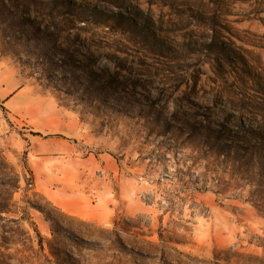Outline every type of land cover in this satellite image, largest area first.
<instances>
[{
    "label": "rangeland",
    "instance_id": "rangeland-1",
    "mask_svg": "<svg viewBox=\"0 0 264 264\" xmlns=\"http://www.w3.org/2000/svg\"><path fill=\"white\" fill-rule=\"evenodd\" d=\"M4 198L0 264H264V0H0Z\"/></svg>",
    "mask_w": 264,
    "mask_h": 264
},
{
    "label": "trees",
    "instance_id": "trees-1",
    "mask_svg": "<svg viewBox=\"0 0 264 264\" xmlns=\"http://www.w3.org/2000/svg\"><path fill=\"white\" fill-rule=\"evenodd\" d=\"M15 189H16V188H15ZM13 190H14V189H13ZM13 190H12V191H13ZM11 202H12V199H9V198L1 199V200H0V213H2V212H8V213H9L8 209H9V205L11 204ZM45 216H46V219H47L49 222L52 221L47 215H45Z\"/></svg>",
    "mask_w": 264,
    "mask_h": 264
},
{
    "label": "bare ground",
    "instance_id": "bare-ground-1",
    "mask_svg": "<svg viewBox=\"0 0 264 264\" xmlns=\"http://www.w3.org/2000/svg\"><path fill=\"white\" fill-rule=\"evenodd\" d=\"M191 32H192V31H191ZM196 32H197V31H196ZM196 32H195V33H196ZM197 33H198V32H197ZM174 38H175V37H174Z\"/></svg>",
    "mask_w": 264,
    "mask_h": 264
}]
</instances>
